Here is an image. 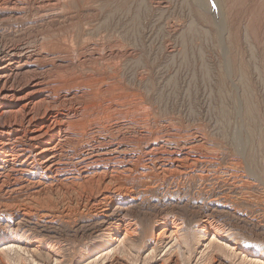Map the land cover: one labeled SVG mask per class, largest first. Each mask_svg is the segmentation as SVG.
Segmentation results:
<instances>
[{
  "label": "rangeland",
  "instance_id": "374dc122",
  "mask_svg": "<svg viewBox=\"0 0 264 264\" xmlns=\"http://www.w3.org/2000/svg\"><path fill=\"white\" fill-rule=\"evenodd\" d=\"M18 4L0 10V47L43 52L18 83L31 68L66 105L111 106L138 148L83 167L107 140L67 143V170L0 182V234L18 237L0 264H264V0Z\"/></svg>",
  "mask_w": 264,
  "mask_h": 264
},
{
  "label": "bare ground",
  "instance_id": "6f19581e",
  "mask_svg": "<svg viewBox=\"0 0 264 264\" xmlns=\"http://www.w3.org/2000/svg\"><path fill=\"white\" fill-rule=\"evenodd\" d=\"M19 2L20 0H3V1L0 0V10L1 11L8 10L11 12H16V13L20 12L22 6L18 4ZM34 49L36 48L32 46H27V44L26 45L21 44L20 46L12 45L10 47H7V46L0 47V182L4 186V188H6L7 191H11V193L13 191L14 192L18 191L22 187H24L26 184L24 183L25 184L24 185L22 182L27 181L28 183L29 179L32 178V176L34 177V175L38 174V180H36V183L41 184V181L45 179L46 177L49 178V177H52V175H58L60 172L67 170V169H64V166H63L64 163H62L63 162L62 158L67 157L62 153L64 151V150L62 151V148L67 143L71 145L74 144L72 145V147H70L71 148L70 152H71L72 149H74L75 151L76 150L80 151V149H83V146H82L83 143L81 144L80 142H83L85 140L89 144L90 142L94 143V141H98V138H100V140H107V142L101 143V145L98 147V150H100V153L94 154L96 151H98L95 149L93 150L94 153H92L94 155L88 156L89 155L88 154L87 156H85V160L81 162L84 164L83 167L90 166V162L93 160L92 159L90 161L91 157H93L94 159L95 157H99V159H95L97 164L98 162L99 164L102 162L104 163V161L106 160V163H112V164L119 165L121 164L123 159L120 158V156L118 155H112L113 150L115 151L120 150L122 153H124V150L125 151L133 150V149L135 150V148L137 147L135 145L137 143L136 141L137 137L136 138L132 136L129 137L131 145L128 146L126 141L124 140L125 135L123 137L119 135L121 132L120 126L123 125L120 123V121L114 122V125H111L109 123L111 118L114 117V115L110 113L111 106L109 105L105 106L104 104H103L104 106H102L100 103H98L99 101L96 103L95 101L96 99H93V98H91L93 100L91 99L88 100L85 98L82 104L66 105L65 99L61 100L59 98L60 95L58 93L59 89L63 88L62 87L63 84H60V85L52 84L51 82L48 81L49 79L47 80L46 77L39 76L37 72L33 71L34 69L31 70V68L30 69L28 68L27 71H24V72L22 71L21 74L25 75V79L22 82L18 83L17 76L19 74L18 70L20 69V67L24 65L29 67L30 66L29 63L32 64L38 56L40 55L42 56L43 54V52L40 49L36 50L37 52H35ZM71 94L73 96L74 95L76 96L75 91H73V93ZM71 94H68V95L70 97H73ZM68 95H64V96L68 97ZM77 99L79 100L80 98L78 97ZM114 107L115 106H113V108ZM115 119L117 120V117H114V120ZM132 121L134 122V119H132ZM113 129H115V131ZM87 143H84V145ZM155 147L151 149V151H149L150 148L148 147L149 149H147L144 152L148 153V155L149 154L151 155L150 152L154 151V149H156ZM93 149H94V146H93ZM108 154L111 156L110 158H107ZM169 154H170V151H169ZM71 157L72 156L68 157V159H72ZM135 160L137 162L136 163L133 162V165L136 166L138 165L139 160L138 159H135ZM121 169H124V167H122ZM103 172H105V170ZM66 179H67V176H66ZM70 181H71V178H70ZM75 183H76V180H75ZM32 184L34 183L32 182ZM87 188H90V187H87ZM108 197L109 196L104 195L102 197V200L104 199L105 202H107L106 199ZM113 223L115 224L116 222H113ZM114 232H118V231L116 230ZM7 234L8 233L4 234L3 236H1L0 234V242L6 239V236L9 239L11 238L10 239L11 241L18 238L14 232L8 235ZM107 234L109 235L110 232L108 231ZM112 239L116 240L115 237H112ZM213 239L215 238L212 237V240ZM44 244L50 246V243H44ZM231 244L232 245L227 244L226 246H230L234 250L239 249L236 243H231ZM245 252L248 254H251V253L257 254L258 256H260V253L255 252L250 249L245 250Z\"/></svg>",
  "mask_w": 264,
  "mask_h": 264
}]
</instances>
